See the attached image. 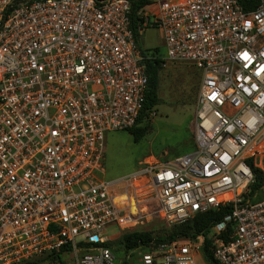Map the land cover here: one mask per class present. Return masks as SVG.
<instances>
[{
    "label": "built area",
    "instance_id": "obj_1",
    "mask_svg": "<svg viewBox=\"0 0 264 264\" xmlns=\"http://www.w3.org/2000/svg\"><path fill=\"white\" fill-rule=\"evenodd\" d=\"M129 15L130 0H0V264L128 259L105 227L140 222L143 200L101 175L104 134L133 126L144 101ZM135 15L138 33L158 28L162 61L199 72L194 148L146 162L145 199L168 224L225 206L207 232L213 264H264V183L248 190V160L264 172V0H145ZM200 248L150 243L134 264H197Z\"/></svg>",
    "mask_w": 264,
    "mask_h": 264
},
{
    "label": "rangeland",
    "instance_id": "obj_2",
    "mask_svg": "<svg viewBox=\"0 0 264 264\" xmlns=\"http://www.w3.org/2000/svg\"><path fill=\"white\" fill-rule=\"evenodd\" d=\"M138 44L147 54L153 48L157 49L158 56L164 54L161 35L155 26H148L139 33ZM198 82L199 72L188 61L163 60L158 70L157 103L139 123V125H147L145 133L135 141L125 129L111 130L104 134L101 178L119 180L122 187H125V182H134L132 193H135L137 199L143 200L139 206L145 213L140 222L122 229L114 225L105 227L106 236L119 233L111 241L112 248L119 246L120 236L126 231H147L151 236H160L177 232L182 228L177 224H168L157 217L155 200L145 199L149 196L146 187L148 180L141 173L146 162L153 160L157 165L166 164L174 157L193 150L194 110ZM136 173H139L138 176L133 177ZM262 174L264 176L263 171ZM260 198L258 195L253 201ZM185 239L186 237L183 236L177 237L179 241ZM139 248L125 253L122 250L117 251L116 261L125 258L128 253V259L124 261L134 264L135 254L142 250ZM195 260L197 264L207 263L200 251L195 255Z\"/></svg>",
    "mask_w": 264,
    "mask_h": 264
},
{
    "label": "trees",
    "instance_id": "obj_3",
    "mask_svg": "<svg viewBox=\"0 0 264 264\" xmlns=\"http://www.w3.org/2000/svg\"><path fill=\"white\" fill-rule=\"evenodd\" d=\"M145 0H130V29L132 32L133 40L140 51V53L146 57L143 58L142 64L144 67V72L146 75V87L144 91V101L142 104V109L138 114L135 124L127 129H125L133 138V140L139 139L146 131L147 125H139L141 120L145 118L150 111V109L157 103V82H158V70L160 68L162 60L156 54L157 49L153 50L147 54L146 50L141 48L138 44L139 33L137 27L139 25V18L135 15L136 9L144 3ZM255 0H239L243 9H250L253 7ZM249 168L252 172L253 180L248 186L249 194L258 190L260 186L264 183V176L262 171L248 160ZM227 213V208L225 206L218 207L216 209H210L203 213L194 215L192 218L182 222L177 223L181 226L179 231L171 232L166 235L151 236L147 231H126L120 236L119 246L112 248L111 242L108 243L112 254L115 258L118 256L117 251L129 252L130 250L140 247L143 248L147 245L157 244L159 242L177 240L178 236L186 237L185 240L195 241L198 237L201 238V248L200 251L202 256L207 263L213 264L210 252V239L207 238V232L209 228L216 222L220 221L224 214ZM229 229V225H227ZM116 250V251H115ZM117 252V253H116ZM55 261H61L59 252H50L43 255H39L28 260H25L19 264H42L43 262L51 264ZM125 264L124 261H121Z\"/></svg>",
    "mask_w": 264,
    "mask_h": 264
},
{
    "label": "bare ground",
    "instance_id": "obj_4",
    "mask_svg": "<svg viewBox=\"0 0 264 264\" xmlns=\"http://www.w3.org/2000/svg\"><path fill=\"white\" fill-rule=\"evenodd\" d=\"M143 175H144V173H142ZM123 196H121V198H122Z\"/></svg>",
    "mask_w": 264,
    "mask_h": 264
}]
</instances>
